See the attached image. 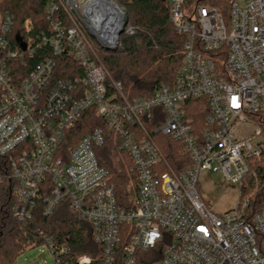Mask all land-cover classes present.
Wrapping results in <instances>:
<instances>
[{"label":"built area","instance_id":"2783aa9c","mask_svg":"<svg viewBox=\"0 0 264 264\" xmlns=\"http://www.w3.org/2000/svg\"><path fill=\"white\" fill-rule=\"evenodd\" d=\"M95 1L47 0L39 24H19L0 0V183L13 180V216L27 224L39 204L50 216L65 203L89 222L101 253L74 257L48 238L56 264H264V207L249 221L248 199L215 211L199 190L201 175L217 171L241 193L251 160L264 156V0H168L183 58L171 84L133 99L100 55V41L119 42L121 14L104 0L112 41L108 21L93 23ZM63 58L73 65L62 76ZM193 100L209 106L203 126L189 115ZM94 117L105 126L78 140ZM107 133L131 161L133 201L119 202L98 160ZM158 135L191 163L175 169Z\"/></svg>","mask_w":264,"mask_h":264},{"label":"trees","instance_id":"16d2710c","mask_svg":"<svg viewBox=\"0 0 264 264\" xmlns=\"http://www.w3.org/2000/svg\"><path fill=\"white\" fill-rule=\"evenodd\" d=\"M117 1L126 9L129 24L136 31L133 35L124 32L119 38V47L113 52H107L100 46V55L112 78L121 83L128 98L149 97L157 87L172 83L183 58L180 37L170 21L169 2ZM221 1L227 3L226 0ZM211 2L218 5L216 1ZM46 3L47 0H7L6 8L15 15L19 24L27 17L39 24L44 17ZM62 60L66 59H61L59 64V75L63 76L73 64ZM189 106V115L203 126L209 113L207 102L193 100ZM105 124L100 118L83 119L76 128L78 140L91 129L104 127ZM160 142L175 169L181 170L191 163L179 144L166 137H161ZM96 153L100 164L109 170L119 202L127 203L131 163L127 154L118 150L108 133L104 145L98 147ZM6 169L7 160L0 156V171ZM12 190L13 180L5 178L0 183V264H14L27 248L45 244L48 238L65 243L74 257H94L101 253L102 247L93 240L89 222L79 218L65 203L50 216L44 215L43 205L39 204L32 220L27 224L18 221L12 213ZM245 199L249 200V204L244 217L251 221L254 214L264 207V156L251 160V173L240 194V200Z\"/></svg>","mask_w":264,"mask_h":264},{"label":"rangeland","instance_id":"374dc122","mask_svg":"<svg viewBox=\"0 0 264 264\" xmlns=\"http://www.w3.org/2000/svg\"><path fill=\"white\" fill-rule=\"evenodd\" d=\"M252 129V126L249 125L245 127L247 132ZM161 137L165 138L163 135H158L159 140H161ZM199 190L202 198L215 211H223L234 207L239 201L241 194L239 186L223 181L221 173L217 171L203 173L201 175ZM128 193V200L133 201L136 196L135 186L133 184L128 185ZM14 264L56 263L48 246L46 244H40L35 247L27 248L16 258Z\"/></svg>","mask_w":264,"mask_h":264},{"label":"bare ground","instance_id":"6f19581e","mask_svg":"<svg viewBox=\"0 0 264 264\" xmlns=\"http://www.w3.org/2000/svg\"><path fill=\"white\" fill-rule=\"evenodd\" d=\"M98 8L95 10V20H93V23H98L100 20H106L108 21V25H106L109 35H110V39H112L113 35L116 32L117 29V24L114 23L115 21V16H114V8L111 6L110 3L105 2L104 0H97L94 2L93 6H97L99 5ZM96 21V22H95ZM111 24V25H110ZM100 28H102L100 26ZM114 40V38L112 39V41Z\"/></svg>","mask_w":264,"mask_h":264},{"label":"water","instance_id":"95a60500","mask_svg":"<svg viewBox=\"0 0 264 264\" xmlns=\"http://www.w3.org/2000/svg\"><path fill=\"white\" fill-rule=\"evenodd\" d=\"M113 2V6L114 8L120 12L121 14V21L118 25V30H117V38H119L124 32L126 27L129 24V16L128 13L126 11V9L124 7H122L117 0H112ZM100 45L101 47L107 51V52H113L115 50H117L118 46H119V42L117 41V39H115L114 42H109V41H100Z\"/></svg>","mask_w":264,"mask_h":264}]
</instances>
